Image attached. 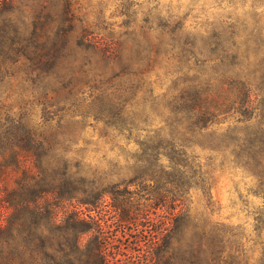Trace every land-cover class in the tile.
Returning <instances> with one entry per match:
<instances>
[{
    "label": "rangeland",
    "instance_id": "374dc122",
    "mask_svg": "<svg viewBox=\"0 0 264 264\" xmlns=\"http://www.w3.org/2000/svg\"><path fill=\"white\" fill-rule=\"evenodd\" d=\"M0 227V264H264V0H0Z\"/></svg>",
    "mask_w": 264,
    "mask_h": 264
},
{
    "label": "trees",
    "instance_id": "16d2710c",
    "mask_svg": "<svg viewBox=\"0 0 264 264\" xmlns=\"http://www.w3.org/2000/svg\"><path fill=\"white\" fill-rule=\"evenodd\" d=\"M1 175H3V174H1ZM181 194H182V192H181ZM183 194H185V193L183 192ZM161 200H163V198H161ZM176 201H181V199L180 200L177 199ZM23 202H24L25 206H23L22 201H20L19 203L16 204L17 208H20V209L24 210V209H26L27 207H29L31 205L32 208H31V211H29L30 214H36L37 216H42V215L48 213L46 211L47 210L46 208H48V207L38 206V205L35 204V201H29L28 200V201H23ZM86 218L90 221L89 224L84 223V220L82 218H79L80 219V224L82 226L87 225V228H85V230L82 229L81 231H89L91 229L93 230V228L94 229L97 228V231H100V228H98L97 224L94 223V221L92 220V218L89 215ZM21 224H22L21 225L22 230L24 228H28V226H25V224L23 222ZM6 228L10 229L11 227L8 225ZM2 229L3 228L0 227V231ZM93 245H95L93 247V251H90V253H89V255L92 256V258L88 257V259H87L88 263L87 264H104V258H103L104 254L101 255V253L106 249L105 247L107 246V244H105L104 242L100 243L98 241V243H96V244L93 243ZM150 246H149V248H153L152 246L151 247ZM211 260L213 261L214 259H211Z\"/></svg>",
    "mask_w": 264,
    "mask_h": 264
}]
</instances>
